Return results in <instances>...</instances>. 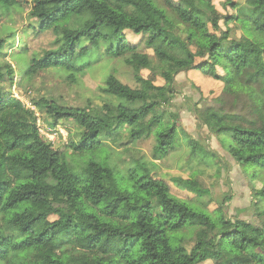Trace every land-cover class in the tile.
<instances>
[{"label": "trees", "instance_id": "1", "mask_svg": "<svg viewBox=\"0 0 264 264\" xmlns=\"http://www.w3.org/2000/svg\"><path fill=\"white\" fill-rule=\"evenodd\" d=\"M160 1L32 0L29 26L55 35L54 48L31 56L34 69L59 68L76 81L102 57H122L134 81L107 75L99 89L113 103L101 109L30 96L51 127L67 120L81 127L77 140L68 138L72 151L100 153L74 172L39 133L34 111L12 96L15 71L0 62V264H264V0H224L225 13L215 0ZM74 13L88 18L69 28L63 21ZM21 40L13 32L1 36L0 58L25 52L8 50ZM189 69L223 84L219 106L192 109L259 182L252 187L256 222L173 195L153 174L152 161L135 160L125 170L107 161L106 140L123 134L120 146L154 137L155 160L175 148L178 115L167 106L175 75ZM189 145L194 152L195 143ZM175 181L199 195L206 191L196 179Z\"/></svg>", "mask_w": 264, "mask_h": 264}, {"label": "rangeland", "instance_id": "2", "mask_svg": "<svg viewBox=\"0 0 264 264\" xmlns=\"http://www.w3.org/2000/svg\"><path fill=\"white\" fill-rule=\"evenodd\" d=\"M153 1L161 4L160 0ZM223 1L214 2L217 9L225 13L222 8ZM32 4V0H23L8 8L0 6V37L13 32L15 39L18 37L23 39L21 47L13 49L9 45L8 50L13 52L25 49V52L19 54L14 52L13 55L0 58V62L4 59L13 66L15 71L13 85L21 92L24 93L29 89L32 91L30 96L33 95L34 98L44 96L70 106H85L90 102L92 106L101 109L104 104L113 103L99 89L107 75L114 74L122 82L133 84L132 68L122 57H102L98 62L90 65L86 75L77 76L76 81L68 79V74L59 68L34 69L29 63L31 56H41L44 51L54 48L55 35L51 30L37 32L29 26L35 19L30 14ZM87 18L88 15L85 13H74L63 23L69 28H76L80 27ZM236 34L238 35L239 32L237 31ZM128 38L130 41L133 40L131 36ZM147 52L152 55L150 51ZM141 74L152 78L155 84L163 83L158 73L152 74L150 70L142 69ZM174 78L177 90L167 108L178 115L177 123L180 127L175 148L164 157L155 160L153 159L154 137L120 146L119 144L127 139L123 134L115 142L106 140L109 150L107 161L124 170L135 160L146 163L152 161L155 165H152L153 174L168 184L173 195L193 204L202 202V206L211 212L221 206L224 213L232 219L241 218L256 222L259 214L255 210L252 187L254 184L258 186L259 182L251 181L247 172L227 153V144L223 140V135L211 132L197 119L192 109L194 106L199 109L205 106H219L216 98L222 94V82L204 76L197 69L181 71ZM226 108L234 109L230 104ZM41 119L44 130L49 135L45 138L51 142L52 147L64 153L65 161L72 171L79 172L91 157L99 159L98 151L75 152L67 146L70 136L77 140L81 135V127L77 123L67 120L56 127H51L48 115L43 113ZM189 140L195 143L194 152L191 150ZM177 177L196 179L206 191L199 195L194 191L183 189L175 181ZM193 241L194 233L192 238L186 241V246L191 247ZM202 264H212V262L205 261Z\"/></svg>", "mask_w": 264, "mask_h": 264}, {"label": "built area", "instance_id": "3", "mask_svg": "<svg viewBox=\"0 0 264 264\" xmlns=\"http://www.w3.org/2000/svg\"><path fill=\"white\" fill-rule=\"evenodd\" d=\"M12 87H11L12 88L11 89L12 96H14L18 100H20L24 104V106H26V107H28L34 111L35 116H36V124H37V128H38L39 133L44 137L49 136L47 134V132H45V130H44L43 121L41 119L42 114L40 112H38L35 105L33 104V102L30 99V94L32 93V91L28 89L23 93L15 85H12ZM60 130L62 131V129H60ZM66 135H67V133H66Z\"/></svg>", "mask_w": 264, "mask_h": 264}]
</instances>
